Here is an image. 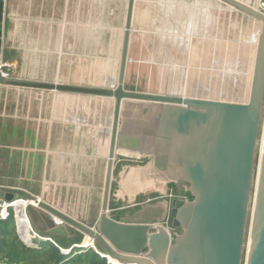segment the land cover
<instances>
[{
	"label": "water",
	"instance_id": "95a60500",
	"mask_svg": "<svg viewBox=\"0 0 264 264\" xmlns=\"http://www.w3.org/2000/svg\"><path fill=\"white\" fill-rule=\"evenodd\" d=\"M4 1L0 0V55ZM218 1L260 23L246 102L126 90L136 3L127 0L116 83L83 86L0 76L2 86L112 103L102 201L95 226L91 228L17 189L0 187V199L10 202L20 197L36 202V208L49 216L48 236L67 238L73 230L88 237L104 260L119 264H242L264 107V13L239 0ZM137 104L148 105L149 111L141 117L144 120L133 123L129 111ZM118 154L148 157L151 180L163 182L162 186L172 184L188 192L192 200H166L126 215H110ZM128 168L124 167L125 172ZM167 216L170 227H165ZM53 219L63 224L55 226ZM19 238L25 246H32ZM247 264H264V151Z\"/></svg>",
	"mask_w": 264,
	"mask_h": 264
},
{
	"label": "rangeland",
	"instance_id": "374dc122",
	"mask_svg": "<svg viewBox=\"0 0 264 264\" xmlns=\"http://www.w3.org/2000/svg\"><path fill=\"white\" fill-rule=\"evenodd\" d=\"M126 1L81 0L80 22L79 20L77 22L81 26L80 42L82 47L80 51L65 52V67L62 66L60 74L56 75L57 70L48 73L49 71L44 69L43 64H52L54 58L47 55L48 51L45 50L47 42L36 44L33 48L36 51L35 55L30 53L31 57L26 63L28 77L37 80H43V77L51 80L57 79L60 82L85 86L106 85L108 82L113 84L119 66L120 32L125 18ZM239 1H248L250 5L254 4L256 0ZM219 5L213 0H136L129 48L131 62L127 67L125 89L136 92L179 94L216 101L246 102L253 62V42L260 26L251 18L229 9L226 5ZM62 19L58 17L53 20L50 17L48 21L57 23ZM38 21L41 22V20ZM94 44H97L96 50L89 48ZM25 46L32 49L30 44ZM37 51L41 53H37ZM19 63L18 70L23 69L25 63ZM28 63L32 66L30 67ZM7 64L12 66L9 61ZM26 71H23V76H26ZM22 91L31 93L20 97L19 102H23L25 106L32 102L35 108H39V113L42 104L45 106L47 100H49L51 108L54 105V94L47 99V93H42V91L32 89ZM81 97H83V102L89 100V104L85 103L82 107L90 108V105L101 102L105 107H108L107 103L109 102L105 99ZM68 105H70L69 102H67ZM147 106L144 104L132 106L129 111L131 122L144 120L141 117L147 115L149 111ZM98 110L92 109L91 120L97 121L98 127L100 129L103 127L104 134H107V125H102L103 120H101L102 112L105 113L106 109H102V111L101 108H98ZM100 111L101 113H99ZM106 118L108 120L107 116ZM104 143L106 146L105 140ZM125 157L121 155L117 158L119 162L114 171L109 202L110 215H126L137 212L147 204V200H151L149 205H154L186 195L184 191L178 190L172 184H166L162 186L161 190L156 188L155 190L136 192L132 200H129L131 196L128 194L124 193L121 196V174L125 170L124 167L140 168L145 171L149 168L150 163L148 157L137 158L128 155ZM142 180H144L143 174L138 175L136 180L135 178L130 179L131 186L128 187V192L136 190L138 183ZM85 182H89V180H83V185ZM65 192L66 188H63V193ZM62 203L61 207L64 205L68 209L66 213H75L72 209V200H63ZM134 205L135 207H132ZM127 208L130 209L125 210ZM118 209L122 210L117 211ZM89 211L95 215L93 208ZM76 213L79 215V212ZM26 214L31 227L40 238H51L44 231L46 224L43 216L45 215L41 210L27 207ZM93 218L95 219L96 215ZM93 218L87 219V222L93 224ZM164 223L165 227H170V220L168 222L164 220ZM179 232L174 231L175 234ZM16 239L21 242L19 237ZM84 239L85 236L71 230L68 239L60 241L58 243L60 247L57 244L56 246L58 250H70L72 245L82 246ZM39 242L43 241L33 239L32 246L26 247L30 250L37 249ZM81 250L85 249L74 248L66 257L70 258L68 260H71L73 264H78L71 258L80 255ZM88 250L96 254L92 249ZM51 261L53 259L47 255L40 258L39 261L33 260L32 264H49Z\"/></svg>",
	"mask_w": 264,
	"mask_h": 264
},
{
	"label": "crops",
	"instance_id": "0c3cea01",
	"mask_svg": "<svg viewBox=\"0 0 264 264\" xmlns=\"http://www.w3.org/2000/svg\"><path fill=\"white\" fill-rule=\"evenodd\" d=\"M80 9L81 0H5L0 59L12 63L11 70L20 80L71 84L57 79L28 77L26 63L30 53H36L34 45L47 42V55L54 58L52 64H43L44 69L48 73L57 70L56 75H59L61 67H65V52H79L82 47L81 26L77 24L78 20L80 22ZM50 17L63 19L51 23L48 21ZM26 44H30L32 49ZM89 48L96 50L97 44ZM19 62L25 63L23 69L18 70ZM23 71H26V76H23ZM22 90L26 89L0 85V187L38 196L77 221L89 227L95 226L101 207L109 145L108 139L106 149L104 140L107 137L103 127L100 129L98 122L91 120L90 112L93 108L98 110L97 106L83 108L81 96L36 90L47 93V99L53 94L55 97L52 108L47 100L39 113V108H35L32 102L27 106L19 102L20 97L31 93ZM67 102L70 105L67 106ZM107 112L103 117L108 115ZM81 120L89 122L80 123ZM120 156L118 154V158ZM83 180L89 182L83 185ZM63 188H66L65 193ZM63 200H72L74 214L66 213L68 209L64 205L61 207ZM92 208L95 219V215L89 213ZM43 213L44 231L48 236L46 220L49 216ZM89 218H93V224L87 222ZM88 242L85 237L82 244Z\"/></svg>",
	"mask_w": 264,
	"mask_h": 264
},
{
	"label": "bare ground",
	"instance_id": "6f19581e",
	"mask_svg": "<svg viewBox=\"0 0 264 264\" xmlns=\"http://www.w3.org/2000/svg\"><path fill=\"white\" fill-rule=\"evenodd\" d=\"M213 2H216V3L220 4L219 6L225 5V4L221 3V2H219L218 0H213ZM240 2H242V1H240ZM242 3H244V4H246V5L249 6V2L248 1L242 2ZM209 4H210V2H209ZM226 6L229 9H231V10L233 9L232 7H230L228 5H226ZM255 22H257V21H255ZM257 23L260 26V23L259 22H257ZM123 25H124V23H123ZM61 29H62V27H61ZM122 31H123V26H122V30L120 32V36H121L120 37V47H119V50H120L119 52L120 53H121L122 36H123V32ZM258 33H259V31L256 33L255 38H254V42H253V46H254L253 60H254V55H255V48H256V41H257ZM66 36H67V34H66ZM120 53H118L119 61H120ZM252 67H253V62H252V65H251V70H250V78H249V85H248V91H247L246 99H248V95H249V88H250V82H251ZM175 73H176V71H175ZM175 73H173V74H175ZM115 78L117 80V77L116 76H115ZM116 80L114 81V83H116ZM105 83H107V82H105ZM108 84H109V82H108ZM110 84H111V82H110ZM100 86H103V84H101ZM172 95L187 97V96L179 95V94H172ZM88 101H84V104L85 103L86 104H89ZM95 105L97 107L100 106L98 108H101V110L102 109L103 110L104 109H107V111H108V112L106 111L108 113V115H105V116L108 117V120H107V118L105 116H104L105 118L103 117L104 119L101 118L103 120V124L102 125H104V124L107 125V134H106L107 139H106V146H105V148L107 149V140L109 139V135H110L111 115H112L113 105H112V103H107L108 107H105L102 102L101 103H98V104H95ZM95 105L93 104L92 106L95 107ZM83 108H87V106H84ZM97 111H99V110H97ZM106 112L105 113L102 112V114H106ZM99 113H101V111ZM79 119H81V118H79ZM84 122L85 121H82V120L80 121V123H84ZM78 123H79V121H78ZM92 123L90 122L89 124L93 125ZM97 125L99 126V124H97ZM102 125H100V126H102ZM108 142H109V140H108ZM263 151H264V107H263V114H262V120H261V127H260L259 137H258V141H257V148H256L255 167H254L253 182H252V192H251V200H250V205H249V218H248L247 234L245 236V243H244V250H243V262H242V264H247L248 258H249V250H250V243H251V236H252V228H253L254 210H255V207H256V200H257V193H258V186H259V179H260V172H261ZM150 172H151V168L150 167L147 168L145 171H144V169L141 170L140 168L139 169H137V168L135 169V168H131V167L128 168V171H126V172L124 170V172L121 174V176H122L121 193H120L121 196L124 195V193L125 194H128V196H131L129 198V200L130 199L132 200L136 192L148 191V190H155L156 188L158 190L159 189L161 190L162 189L163 182H159V181H155V180L149 179V176L148 175L150 174ZM141 174L144 175V180H142L140 183H138V185L136 187L137 188L136 190H133V191H129L128 192V190H129L128 187L131 186L130 183H129V180L132 179V178H135V180H136L137 177H138V175L141 176ZM39 200H41V198ZM28 204H30L34 208H36V206H37L36 202H34V201H29ZM26 205H27L26 202L18 201L15 204V210H16V212L18 214L19 222L23 225L22 228H21V230L23 232L22 233V238L25 239L26 241L31 242V236H30V234L28 232L29 226H30L29 219H28L27 214H26V211L24 209V206L26 207ZM86 240L89 241L88 240V237H86ZM87 245H89V242H88V244H85V243L82 244L83 247H86ZM109 262L112 263V264H119V263H117V262H115L113 260H109Z\"/></svg>",
	"mask_w": 264,
	"mask_h": 264
},
{
	"label": "trees",
	"instance_id": "16d2710c",
	"mask_svg": "<svg viewBox=\"0 0 264 264\" xmlns=\"http://www.w3.org/2000/svg\"><path fill=\"white\" fill-rule=\"evenodd\" d=\"M16 238H18V235L16 233L14 219L11 217L6 221L0 222V257L8 255L10 261L15 264H32L33 260L36 259V261H39L40 258L47 255L51 256L53 259L51 263L70 259L61 255L57 246H55L57 244L60 247L58 243L62 240L59 237L50 238L55 245L49 241H43L39 242L37 244L38 248L34 250H30L22 242H18ZM71 259L78 264H84L86 262H89L90 264H106L104 259L93 254L89 250L80 255H76ZM69 261L73 264L71 260Z\"/></svg>",
	"mask_w": 264,
	"mask_h": 264
},
{
	"label": "built area",
	"instance_id": "2783aa9c",
	"mask_svg": "<svg viewBox=\"0 0 264 264\" xmlns=\"http://www.w3.org/2000/svg\"><path fill=\"white\" fill-rule=\"evenodd\" d=\"M5 2V1H4ZM251 8H253V9H255V10H257V11H259V12H261V13H264V0H256L255 1V3L254 4H250L249 5ZM4 12H3V23H4ZM1 56V55H0ZM0 76L3 78V79H18L16 76H15V73H13V71L11 70V66H9L6 62H4V61H2V59H0ZM119 161H117V163H118ZM181 191H184V190H181ZM185 193H186V195H184V196H182V197H179L178 199H181V200H184V201H191L190 200V198L189 197H191L190 196V194L188 193V192H186V191H184ZM36 197V199L37 200H39L40 199V197H38V196H35ZM169 198H171V197H169ZM168 199V198H167ZM174 200V199H173ZM18 201H22V202H26L27 203V205H26V207L24 206V209H25V211H26V208L27 207H33V206H31L30 204H28V200H26V199H23V198H19V197H17V198H14L12 201H10V202H6V201H4V200H1L0 199V222H2V221H6V220H8L9 218H13L14 219V221H15V227H16V233H17V235H18V237L19 236H22V230H21V228H22V224L19 222V219H18V214H17V212H16V210H15V204L18 202ZM151 200H147V204L150 202ZM168 201H171V200H168ZM137 206V205H136ZM132 207H135V205L134 206H132ZM34 208V207H33ZM120 210H122V209H118L117 211H120ZM166 222H168L169 220H170V217L169 216H167L166 217ZM53 221H54V225L55 226H60V225H62L63 223L61 222V221H59L58 219H53ZM29 224H30V221H29ZM94 227V226H93ZM92 227V228H93ZM28 232H29V234H30V236H31V244H32V240L33 239H39V240H41V241H47V240H49V242H51L52 244H54L55 245V243L52 241V240H50V239H44V238H40L39 236H38V234L33 230V228L31 227V225L29 226V230H28ZM56 246V245H55ZM37 247V246H36ZM74 248H80V249H85V250H81L80 251V253H83V252H85V251H87L88 249H92L93 251H94V253H96L99 257L101 256V254H99L97 251H96V249H95V247H94V245H93V243L89 240V245H87L86 247H83V246H73L72 248H70V250H62V249H59L60 250V253H61V255H63V256H68V253L71 251V250H73ZM107 261V264H112V263H110L109 262V260H106ZM0 264H15V263H12L11 261H10V259H9V257H8V255H4V256H2V257H0ZM49 264H72V263H70V261L68 260V259H66V260H63V261H61V262H52V263H49Z\"/></svg>",
	"mask_w": 264,
	"mask_h": 264
},
{
	"label": "flooded vegetation",
	"instance_id": "af4514ba",
	"mask_svg": "<svg viewBox=\"0 0 264 264\" xmlns=\"http://www.w3.org/2000/svg\"><path fill=\"white\" fill-rule=\"evenodd\" d=\"M130 208H132V207H130ZM130 208H127V209H125V210H129Z\"/></svg>",
	"mask_w": 264,
	"mask_h": 264
}]
</instances>
